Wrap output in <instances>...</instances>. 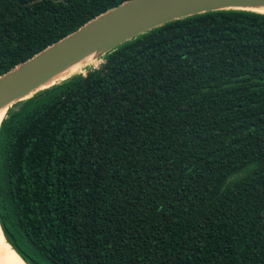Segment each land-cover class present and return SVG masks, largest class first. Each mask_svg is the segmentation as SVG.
I'll use <instances>...</instances> for the list:
<instances>
[{
  "label": "trees",
  "instance_id": "obj_1",
  "mask_svg": "<svg viewBox=\"0 0 264 264\" xmlns=\"http://www.w3.org/2000/svg\"><path fill=\"white\" fill-rule=\"evenodd\" d=\"M128 0H0V75ZM13 104L0 229L26 264H264V14L177 19Z\"/></svg>",
  "mask_w": 264,
  "mask_h": 264
},
{
  "label": "water",
  "instance_id": "obj_2",
  "mask_svg": "<svg viewBox=\"0 0 264 264\" xmlns=\"http://www.w3.org/2000/svg\"><path fill=\"white\" fill-rule=\"evenodd\" d=\"M253 6L264 7V0H128L123 2L51 44L14 69L0 75V110H4L5 115L16 102L27 99L39 90L48 88L74 73L80 74L84 68L86 72L88 68L102 61V58L114 48L165 23L220 10H241L264 14L252 10ZM90 54L92 58L84 61ZM73 66L77 69L70 73L69 70Z\"/></svg>",
  "mask_w": 264,
  "mask_h": 264
},
{
  "label": "bare ground",
  "instance_id": "obj_3",
  "mask_svg": "<svg viewBox=\"0 0 264 264\" xmlns=\"http://www.w3.org/2000/svg\"><path fill=\"white\" fill-rule=\"evenodd\" d=\"M251 9L264 13V7L262 6H253ZM91 58H92V54L85 57L84 61H88ZM75 66H73L72 67L73 69L71 68L69 72L76 71L77 68L75 69ZM3 115H4V110H0V121L3 118ZM9 245L6 243L2 231L0 229V264H24V262L19 258V256L12 250V248Z\"/></svg>",
  "mask_w": 264,
  "mask_h": 264
},
{
  "label": "built area",
  "instance_id": "obj_4",
  "mask_svg": "<svg viewBox=\"0 0 264 264\" xmlns=\"http://www.w3.org/2000/svg\"><path fill=\"white\" fill-rule=\"evenodd\" d=\"M102 63H103V60L98 62V63H96V64H94L93 66H91L90 69H97L99 67V65L102 64Z\"/></svg>",
  "mask_w": 264,
  "mask_h": 264
},
{
  "label": "rangeland",
  "instance_id": "obj_5",
  "mask_svg": "<svg viewBox=\"0 0 264 264\" xmlns=\"http://www.w3.org/2000/svg\"><path fill=\"white\" fill-rule=\"evenodd\" d=\"M84 69H85V68H84ZM84 69H82V71H83L82 73H85V70H84ZM82 73H80V74H82Z\"/></svg>",
  "mask_w": 264,
  "mask_h": 264
}]
</instances>
